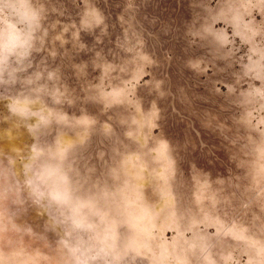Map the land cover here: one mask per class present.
I'll return each mask as SVG.
<instances>
[{"label":"rangeland","instance_id":"1","mask_svg":"<svg viewBox=\"0 0 264 264\" xmlns=\"http://www.w3.org/2000/svg\"><path fill=\"white\" fill-rule=\"evenodd\" d=\"M0 264H264V0H0Z\"/></svg>","mask_w":264,"mask_h":264}]
</instances>
